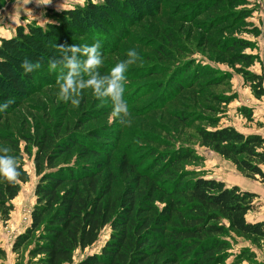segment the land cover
<instances>
[{
	"label": "rangeland",
	"instance_id": "obj_1",
	"mask_svg": "<svg viewBox=\"0 0 264 264\" xmlns=\"http://www.w3.org/2000/svg\"><path fill=\"white\" fill-rule=\"evenodd\" d=\"M55 1L64 4L71 1L74 7L83 6L89 0L83 3L79 0H52ZM214 1L132 0L129 14L135 15L125 19V26L121 24L119 35L123 39L116 49L111 53L108 45L101 42L102 74L125 60L130 49L140 57L126 73L124 99L131 112L127 125L111 118L110 100H97L87 91L78 107L58 102L56 83L48 82L22 101L3 121L0 134H15L20 144L22 164L29 175L28 183L22 185L13 202L15 209L11 220L0 228V246L8 255L6 264H17L12 246L31 224V214L37 202L36 188L41 179L36 174L34 162L37 147L23 138L41 137L50 129H60L61 134L83 126L86 132L106 129L112 132L114 148L111 154L108 157H87L88 161L103 165L99 187L111 183L108 197L112 200H118L129 188H138L144 200L145 195L152 194L156 207L163 209L175 200V197H168L155 189L165 179L147 181L144 177L151 176L157 165L163 164L167 153L193 151L202 159L201 165L183 162L172 169L174 175L194 171L208 179L222 181L228 187L238 186L242 191L257 194L256 208L248 215V221L264 220V182L247 178L231 161L203 146L199 135L201 130L233 127L245 135L264 137V97L256 96L248 76L260 75L264 79V0H244V5L216 0L215 9ZM95 2L101 3L102 0ZM30 3L0 0V12L20 7L16 15L26 18H23L25 23L22 26L32 24L46 29L48 24L54 23L53 12L66 10L51 5L31 10ZM200 9L203 10L200 12ZM28 17H34V21H29ZM120 20L123 22L124 18ZM111 36H117L116 29ZM232 39L247 42L250 47L228 52L223 43ZM79 42L92 44L93 40L88 42L84 38ZM164 50L169 54H161ZM238 55L250 56L251 63L239 60ZM177 83L183 86L178 88ZM246 111L250 117L243 115ZM0 144L6 145L1 140ZM78 155L79 150L74 149L58 162H75ZM170 184L171 181H167V185ZM70 186L64 185L63 189ZM110 232L106 227L99 242L84 255L99 252ZM228 241L232 249L227 264H264L263 240L255 241L231 233ZM244 250L245 259L234 262ZM82 257L80 253L76 255L77 260ZM27 260L25 258L20 264H27Z\"/></svg>",
	"mask_w": 264,
	"mask_h": 264
},
{
	"label": "trees",
	"instance_id": "obj_2",
	"mask_svg": "<svg viewBox=\"0 0 264 264\" xmlns=\"http://www.w3.org/2000/svg\"><path fill=\"white\" fill-rule=\"evenodd\" d=\"M131 1L102 0L98 3L89 0L83 6L53 12L54 23L48 24L46 29L32 24L19 26L15 38L2 40L0 104L9 99H14L15 103L0 113V127L12 111L39 91L43 84L55 83L56 74H44L43 71H48V60L57 55L53 47L56 43L81 44L79 40L84 38L88 42L92 39L94 43L99 39L112 53L123 39L119 35L121 24L125 26V19L135 15L129 14ZM215 1L214 9L217 7ZM228 1L240 5L246 3L244 0ZM120 18H124L123 22ZM114 29L117 36H111ZM223 46L230 52L236 48H249L250 44L232 39ZM163 53L169 54L166 50ZM26 57L39 62L41 68L25 74L20 65ZM238 57L246 64L251 63L250 56ZM248 76L256 96L264 97L263 76ZM176 86L181 88L183 84ZM243 115L250 117L247 111ZM59 131L50 129L41 137L23 138L37 147L34 162L36 174L41 179L36 188L37 202L31 224L12 246L17 264L25 258L27 264H227L231 259L232 246L228 241L231 233L264 241V221H248V215L256 208L257 194L242 191L238 186L228 187L222 181L208 179L194 171L181 172L177 176L172 173V169L183 162L201 165L202 159L193 151L167 153L163 164H158L151 176L144 177L147 181L165 179L155 186L156 191L175 197L159 210L153 195H145L144 200L138 188L125 190L116 201L108 197L111 183L107 182L100 189L103 165L90 162L87 157L111 154L114 145L109 129L86 132L83 126H76L70 132L66 130L60 134ZM199 135L203 146L231 161L247 178L264 182V137L245 135L233 127L201 130ZM0 140L22 161L15 134L1 133ZM74 149L79 150L75 162H58ZM22 172L18 184L0 180V228L11 220L15 209L13 202L22 185L29 181L23 164ZM167 181L171 184L167 185ZM67 184L71 186L63 189ZM106 227L111 232L101 250L84 255L99 242ZM78 253L83 257L77 260ZM7 257L6 250L0 246V264H6ZM244 257L245 250L234 258V262Z\"/></svg>",
	"mask_w": 264,
	"mask_h": 264
},
{
	"label": "clouds",
	"instance_id": "obj_3",
	"mask_svg": "<svg viewBox=\"0 0 264 264\" xmlns=\"http://www.w3.org/2000/svg\"><path fill=\"white\" fill-rule=\"evenodd\" d=\"M31 0H25L30 3ZM95 2V0H93ZM38 6H48L52 0H36ZM57 55L48 60V71L56 74L57 101L79 106L85 92L90 91L97 100L108 99L112 104L111 118L122 125L130 123V108L124 99L126 89V73L129 67L139 59V54L130 49L127 58L115 64L107 73L100 69L103 66L101 41L92 44H55ZM20 67L25 74L33 73L41 68L39 62L27 57ZM14 99L0 104V113L6 112ZM22 161L7 145H0V180L15 185L22 176Z\"/></svg>",
	"mask_w": 264,
	"mask_h": 264
},
{
	"label": "crops",
	"instance_id": "obj_4",
	"mask_svg": "<svg viewBox=\"0 0 264 264\" xmlns=\"http://www.w3.org/2000/svg\"><path fill=\"white\" fill-rule=\"evenodd\" d=\"M83 1L84 0H79L80 3H83ZM50 5L56 6L57 9H64V8L68 9V8L72 7L74 4L71 1L66 2L65 4L64 3H58L57 1H55V2H52ZM29 7L31 10H34V9H38L40 6H38L36 1H34V3L29 4ZM15 10L14 11L3 10L2 12H0V47L2 45V40H9V39L15 38L17 35L18 27L22 26V24L25 23V21H23V18H25L24 15H22V16L16 15L20 11V7H16ZM34 17H36V15ZM34 17H28V18H30L28 20L33 22ZM259 220H262V219H258V221Z\"/></svg>",
	"mask_w": 264,
	"mask_h": 264
}]
</instances>
